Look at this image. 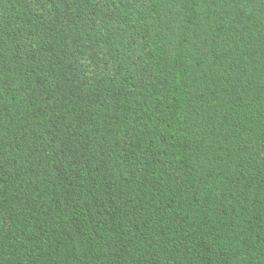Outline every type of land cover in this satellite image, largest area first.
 Listing matches in <instances>:
<instances>
[{
  "label": "trees",
  "instance_id": "16d2710c",
  "mask_svg": "<svg viewBox=\"0 0 264 264\" xmlns=\"http://www.w3.org/2000/svg\"><path fill=\"white\" fill-rule=\"evenodd\" d=\"M0 264H264V0H0Z\"/></svg>",
  "mask_w": 264,
  "mask_h": 264
}]
</instances>
